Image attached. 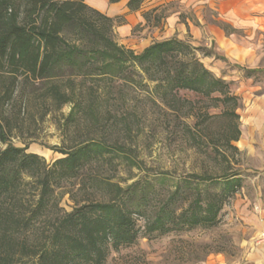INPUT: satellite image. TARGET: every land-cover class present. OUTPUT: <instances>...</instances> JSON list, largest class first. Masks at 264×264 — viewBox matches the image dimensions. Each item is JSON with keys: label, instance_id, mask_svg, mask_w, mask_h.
Segmentation results:
<instances>
[{"label": "rangeland", "instance_id": "374dc122", "mask_svg": "<svg viewBox=\"0 0 264 264\" xmlns=\"http://www.w3.org/2000/svg\"><path fill=\"white\" fill-rule=\"evenodd\" d=\"M99 1L105 0H85L93 8ZM152 2L146 6L149 25L135 26L130 35L115 26V41L135 53L170 39L197 48L195 55L202 65L230 83L232 94L239 98L236 113L241 130L246 108L243 99L264 96V6L232 7L220 14L218 8L207 4ZM172 14H178L176 24L170 22ZM178 24L182 29L178 30ZM247 71L257 73L247 78ZM131 77L132 83L118 80L82 86L76 81L64 85V90L82 89L84 94L60 108L46 97V86L23 82L19 96L6 112L12 128L9 143L26 146L27 153L39 156L46 164L63 157L58 150L81 145L99 144L111 152L86 166L77 178L61 182L54 196L65 212L88 201H105L117 188L125 190L136 184L137 191H151L156 205L189 175L239 173L241 187L224 200L215 227L141 238L133 248L112 254L108 264H214L216 258L225 264L240 263L251 237V216L245 210L251 213L255 201L263 198L264 169H255L250 157L225 144L229 119L221 115V107L212 108L211 101L187 91L169 96L163 104L155 84L143 86L146 81ZM230 144L235 147V142ZM197 182L192 188L198 185L209 194L224 188L222 183ZM191 194L189 200L194 190ZM137 224L142 227L143 219H137Z\"/></svg>", "mask_w": 264, "mask_h": 264}, {"label": "trees", "instance_id": "16d2710c", "mask_svg": "<svg viewBox=\"0 0 264 264\" xmlns=\"http://www.w3.org/2000/svg\"><path fill=\"white\" fill-rule=\"evenodd\" d=\"M143 2L128 0L126 6L136 12ZM118 20L85 0H0V264H108L112 254L133 248L141 238L215 227L224 200L241 187L240 174L232 171L189 175L156 205L151 191H137L136 184L117 188L105 201H88L65 212L54 196L61 182L77 178L111 152L99 144L81 145L58 150L63 157L46 164L27 153L26 146L9 143L12 128L6 112L23 82L46 86V97L60 108L84 94L82 89L64 90V85L132 83L131 75H136L146 81L143 86L155 84L163 104L187 91L211 101L212 108L221 107V115L229 119L225 144L238 153L230 143L240 136L239 98L230 83L207 70L188 42H154L140 53L122 47L113 37ZM255 73L247 71L246 77ZM194 181L222 183L224 188L209 194L198 185L192 188ZM137 219H143L142 227Z\"/></svg>", "mask_w": 264, "mask_h": 264}, {"label": "crops", "instance_id": "0c3cea01", "mask_svg": "<svg viewBox=\"0 0 264 264\" xmlns=\"http://www.w3.org/2000/svg\"><path fill=\"white\" fill-rule=\"evenodd\" d=\"M153 0H144L141 8L136 12H129L127 9L128 0H121L116 4H109L106 0L96 2L99 7H91L103 15L119 19L115 24L117 29L124 35H130L131 30L140 24V26H148V9L147 5L153 4ZM169 1V0H168ZM176 1L183 6L186 5H209L219 9L220 14L228 13L232 7L253 8L264 6V0H171ZM86 3V2H85ZM161 3L157 4L160 5ZM152 7V6H151ZM230 12V11H229ZM178 14L171 15V23L178 22ZM114 26V27H115ZM178 30L182 29L183 25L178 24ZM123 42L120 44L122 45ZM150 45H146L147 48ZM245 101V102H244ZM246 106L240 136L235 147L238 152L250 157L253 160L255 169H264V96H256L254 100L243 99ZM239 116V115H238ZM242 142V147L239 143ZM258 196H260L258 194ZM252 212L245 210L251 224V237L247 241L246 253L243 260L237 264H264V195L262 199H257L254 203ZM263 236V237H261ZM212 263L225 264L223 260L216 258Z\"/></svg>", "mask_w": 264, "mask_h": 264}, {"label": "built area", "instance_id": "2783aa9c", "mask_svg": "<svg viewBox=\"0 0 264 264\" xmlns=\"http://www.w3.org/2000/svg\"><path fill=\"white\" fill-rule=\"evenodd\" d=\"M261 237H263V236H261Z\"/></svg>", "mask_w": 264, "mask_h": 264}]
</instances>
